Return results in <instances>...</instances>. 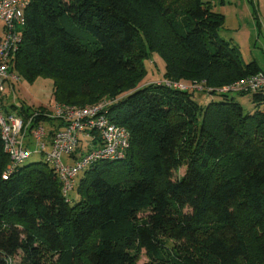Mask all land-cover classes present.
<instances>
[{
  "label": "trees",
  "instance_id": "trees-1",
  "mask_svg": "<svg viewBox=\"0 0 264 264\" xmlns=\"http://www.w3.org/2000/svg\"><path fill=\"white\" fill-rule=\"evenodd\" d=\"M183 1H30L11 70L51 78L54 100L69 105L108 96L129 147L86 168L70 204L45 156L13 164L0 135V264H42L44 252L62 264H135L142 251L154 264H264V91H221L264 70L219 36L224 15L210 1ZM153 53L163 78L140 85ZM180 79L206 102L197 86L164 82Z\"/></svg>",
  "mask_w": 264,
  "mask_h": 264
},
{
  "label": "built area",
  "instance_id": "built-area-1",
  "mask_svg": "<svg viewBox=\"0 0 264 264\" xmlns=\"http://www.w3.org/2000/svg\"><path fill=\"white\" fill-rule=\"evenodd\" d=\"M31 0H0V135L3 148L11 162L17 164L33 153L43 152L45 160L52 166L67 195L75 186L78 175L98 160H118L129 147V133L113 122L104 108L107 101L87 105H69L54 101L49 107H38L21 114L5 111L3 98L6 89L13 90L19 76L11 70L12 57L18 50L25 26V9ZM174 88L201 90L196 84L164 81ZM264 91V73L260 72L221 87V91ZM43 117L44 121H33ZM46 119L60 122L58 127L48 124ZM49 125L46 128L44 123ZM30 129V132H29ZM52 131L51 134L49 132ZM101 144L94 145L96 139ZM34 142L36 149L30 150L27 143ZM49 144V151L44 149ZM86 143L87 149L76 155L78 147ZM64 157L68 161L64 160Z\"/></svg>",
  "mask_w": 264,
  "mask_h": 264
},
{
  "label": "rangeland",
  "instance_id": "rangeland-1",
  "mask_svg": "<svg viewBox=\"0 0 264 264\" xmlns=\"http://www.w3.org/2000/svg\"><path fill=\"white\" fill-rule=\"evenodd\" d=\"M210 1L214 11L224 15V24L219 32V36L238 45L244 62L255 61L262 70H264V0H203ZM171 5H179L184 3L183 0H170ZM79 36H83L86 41L92 40L93 37L83 31L73 30ZM144 66L147 70L146 76L140 82V85L151 82H159L163 78L164 62L155 53L150 56V59L144 61ZM179 82L191 85V81L180 79ZM233 98L238 101L247 112L254 110V103L247 95L232 94ZM196 100L200 103L206 102L208 94L200 90L194 93ZM99 101L110 100L106 95H101ZM53 97V82L51 78L37 76L32 81L21 77L13 90L6 89L3 102L7 105L8 111L15 112L19 107L23 106L28 112L38 107H49L54 102ZM97 102V103H98ZM13 104L15 109L10 105ZM46 128L49 125L45 122ZM30 150L37 148L34 142L26 145ZM47 143L44 151H49ZM86 143H82V150H86ZM79 155V151L76 152ZM44 160V154L36 153L26 159L24 162ZM185 167H181L175 174V177H181L184 174ZM81 172L76 181L75 186L69 191L67 199L70 204H73L78 199L77 185L82 177ZM15 261H19V255L15 257ZM55 254L44 252L42 256V264H62ZM135 264H154L142 251L135 260Z\"/></svg>",
  "mask_w": 264,
  "mask_h": 264
},
{
  "label": "crops",
  "instance_id": "crops-1",
  "mask_svg": "<svg viewBox=\"0 0 264 264\" xmlns=\"http://www.w3.org/2000/svg\"><path fill=\"white\" fill-rule=\"evenodd\" d=\"M64 160H65V161H68V159H67L66 157H64Z\"/></svg>",
  "mask_w": 264,
  "mask_h": 264
}]
</instances>
